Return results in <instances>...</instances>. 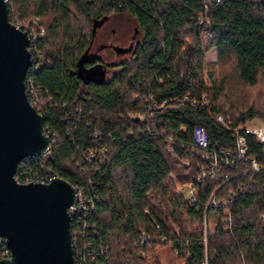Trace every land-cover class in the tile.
I'll list each match as a JSON object with an SVG mask.
<instances>
[{"label": "trees", "instance_id": "1", "mask_svg": "<svg viewBox=\"0 0 264 264\" xmlns=\"http://www.w3.org/2000/svg\"><path fill=\"white\" fill-rule=\"evenodd\" d=\"M6 3L13 25L39 21L29 46L39 69L28 70L25 89L51 140L50 152L21 161L15 176L21 184L58 177L93 199L88 216L70 217L75 264H161V246L180 264H264V167L255 173L248 162L264 166V145L247 135L240 158L234 132L264 117V0ZM119 14L137 36L123 59L104 63L90 44ZM209 50L216 62L205 61ZM99 70L103 79L93 76ZM200 127L206 149L195 143ZM102 147L103 161L89 163L87 150ZM212 195L220 206H208ZM143 232L150 240L141 244ZM5 250L2 241L0 264Z\"/></svg>", "mask_w": 264, "mask_h": 264}, {"label": "water", "instance_id": "2", "mask_svg": "<svg viewBox=\"0 0 264 264\" xmlns=\"http://www.w3.org/2000/svg\"><path fill=\"white\" fill-rule=\"evenodd\" d=\"M29 46L27 33L8 20L6 0H0V238L8 264H75L67 212L72 185L58 177L44 184L15 180L21 161L44 155L50 146L25 91Z\"/></svg>", "mask_w": 264, "mask_h": 264}, {"label": "built area", "instance_id": "3", "mask_svg": "<svg viewBox=\"0 0 264 264\" xmlns=\"http://www.w3.org/2000/svg\"><path fill=\"white\" fill-rule=\"evenodd\" d=\"M203 7L205 9H207V7H208L207 1H205L203 3ZM36 24H37V20L32 19V21L27 23V24L22 22V23L16 24L15 26L18 29H20L21 31H24L27 33V35L30 39V44H31V41L36 39V35L33 34L34 33L33 25H36ZM39 33H40V35H44L43 29H40ZM29 52L31 55V66L29 69L36 71L39 69V63L36 62L37 61V55H36V53L31 52L30 50H29ZM25 91H26V89H25ZM216 118L219 121H222L220 116H217ZM234 132L236 134L235 149H236V152L240 158H244V156L246 155L247 150H248L247 141H246L247 135L254 136L258 143L264 145V125H262L260 127L243 126L237 130H234ZM195 143L198 147L203 148V149H206L208 147V142H207L205 132H204L203 128H201V127L197 128L195 130ZM50 149H51V140H50V146L44 155H47L50 152ZM262 151H264V147H263ZM221 152L223 153V151H221ZM106 154H107V150L105 147H102L100 149H88L87 153H86V157H87L86 160L89 161V163H93V161L95 159H96V161H98L100 159H102V161H103V157ZM224 154L228 155V152H224ZM219 159H220V154L215 153L214 156L212 157L211 161H210L208 172H209L212 179H213L215 173H217V170H219V165H218ZM248 162L250 163V166H251L250 171H253L255 173H258L264 167L263 165L258 164L256 162V160L253 158H249ZM222 163H223V161H222ZM52 179H53L52 177L51 178L46 177V178H42V179H31L25 183L37 182V183H43L44 184V183L50 182ZM15 180L18 183H20L19 178L16 176H15ZM25 183H23V184H25ZM184 194H185V198L187 201H190V202L194 201V190L192 188H188V189L184 190ZM73 198H74V200H73L72 205L69 206V208L67 209L69 217H75V216H80V215L88 216L89 212L94 208L93 199L90 198V196H88L82 188H78V187H73ZM209 205H211L212 207L220 206V204L217 203V200L213 195L210 197V199L208 201V206ZM145 212H147V211L145 210ZM261 219H264L263 216L261 217ZM71 238H72V236H71ZM161 239L165 240L164 238H161ZM149 240H150L149 235H147L144 232L141 233V237H140L141 244H143ZM2 241L5 243L4 239L0 238V243ZM8 253H9V251H8V248L6 247L4 254L6 255ZM199 264H207V263H206V261H204V262L199 263Z\"/></svg>", "mask_w": 264, "mask_h": 264}, {"label": "rangeland", "instance_id": "4", "mask_svg": "<svg viewBox=\"0 0 264 264\" xmlns=\"http://www.w3.org/2000/svg\"><path fill=\"white\" fill-rule=\"evenodd\" d=\"M32 19L26 20L24 23L27 24L31 22ZM20 19H17V23H22ZM39 21L37 20V24ZM111 29H115L114 33H111ZM135 31V23L133 19L127 14H120L113 17L111 20L107 21L101 29L97 30L96 33V41L105 40L100 45H97L98 42H95L93 46H91L90 53L99 55H103L107 61V63H118L121 59L125 57L124 53L129 46V41L131 40V35ZM33 34H37L34 30ZM128 45V46H127ZM97 49V50H96ZM204 59L206 62H216V55L214 50H209L205 53ZM113 70H110L106 75V79L110 77ZM264 125V117L255 116L252 119L248 120L245 126L250 127H260ZM177 189V190H176ZM176 192L180 189L179 187L174 189ZM152 200L153 203H155ZM211 222L209 221V225ZM196 224H188L187 227L190 230H194ZM173 227L175 225L173 224ZM211 235L214 234L213 226L208 229ZM156 255L158 256L161 264H180L179 261L174 259V254L171 252L169 246H161L156 249Z\"/></svg>", "mask_w": 264, "mask_h": 264}, {"label": "flooded vegetation", "instance_id": "5", "mask_svg": "<svg viewBox=\"0 0 264 264\" xmlns=\"http://www.w3.org/2000/svg\"><path fill=\"white\" fill-rule=\"evenodd\" d=\"M119 15H120V14H119ZM115 16H116V15L107 18V20H106L102 25H100V26L96 29V31L99 30V29H101V27H102L107 21L111 20V19H112L113 17H115ZM131 19H132V18H131ZM135 28H136V27H135ZM96 31H95V33H94V36H93L92 42H91V44H90L89 52H90L91 46H93L95 42H98V41H96V35H97ZM114 31H115V29H111V33H112V34L114 33ZM136 36H137V34H136V29H135L134 33H132V35H131V37H130L131 40H130L129 43H128L129 46L133 44V42H134ZM103 42H105V40H104V41H103V40L99 41L97 45H100V44H102ZM127 46H128V45H127ZM96 50H97V49H96ZM92 54H93V53H92ZM96 55H99V54L96 53ZM99 57H100V59H101L104 63H107V61H106V59H105V57H104L103 55L100 54ZM106 70H107V69H106ZM96 74H97L98 77H100V75H101V76H105V71L102 70V72H100V70H99V71H97V72H96V71L93 72V76H94V75L96 76Z\"/></svg>", "mask_w": 264, "mask_h": 264}]
</instances>
